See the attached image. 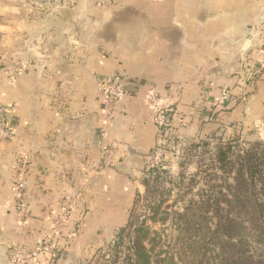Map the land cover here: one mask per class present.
<instances>
[{
  "label": "crops",
  "instance_id": "0c3cea01",
  "mask_svg": "<svg viewBox=\"0 0 264 264\" xmlns=\"http://www.w3.org/2000/svg\"><path fill=\"white\" fill-rule=\"evenodd\" d=\"M10 1L0 3L10 12L0 18V104L12 131L0 141V264H12L14 250H35L73 195L55 264H81L126 229L151 177L178 171L150 92L173 104L184 144L264 137V0ZM249 73L258 74L249 81ZM117 75L125 96L108 124L99 84ZM228 90L232 101L213 107ZM111 144V165L96 167ZM25 156L30 215L22 219L13 181Z\"/></svg>",
  "mask_w": 264,
  "mask_h": 264
},
{
  "label": "rangeland",
  "instance_id": "374dc122",
  "mask_svg": "<svg viewBox=\"0 0 264 264\" xmlns=\"http://www.w3.org/2000/svg\"><path fill=\"white\" fill-rule=\"evenodd\" d=\"M29 1L39 8L43 3L57 0ZM0 3L11 4V1L0 0ZM0 12L5 13L0 18L10 15L6 9ZM235 138L237 141L232 143L237 146V153L257 140L264 142V137L258 134L245 133L237 137L215 135L189 144H184L180 137L175 144L168 145L179 164L178 171L157 179L151 177L147 193L133 208L126 229L113 234L108 243L94 249L81 264H223L230 241L220 231L218 207L225 209V215L228 211L231 218L236 217L237 227L244 231L247 255L255 258L263 255L264 242L249 218L240 210L227 208L224 201L227 188L219 169V152L226 142ZM230 234L234 241L239 240L236 230Z\"/></svg>",
  "mask_w": 264,
  "mask_h": 264
},
{
  "label": "built area",
  "instance_id": "2783aa9c",
  "mask_svg": "<svg viewBox=\"0 0 264 264\" xmlns=\"http://www.w3.org/2000/svg\"><path fill=\"white\" fill-rule=\"evenodd\" d=\"M264 29V27H262ZM264 41V38L262 39ZM259 59L264 60L263 55ZM18 70V64L9 66L5 73L11 77ZM258 73H249L248 80H254ZM248 82V81H247ZM246 85L241 86V90ZM99 91L103 95L106 111V122L112 123L117 118V107L119 102L125 96L123 86V78L120 75L107 78L100 82ZM243 98L245 99V93ZM232 91H224L216 98L212 105L215 108H222L227 106L232 101ZM146 102L152 113L153 121L159 129V138L161 144L170 145L175 144V140L180 138V126L177 125L173 118V104L167 99L163 98L158 92H150L146 97ZM12 131L8 124L7 113L0 104V141L11 138ZM117 146L111 144L102 148L101 160L95 166L98 168H108L116 154ZM29 156L23 158V162L17 169V175L13 181L15 196L18 199L16 210L22 219L30 215V209L27 201L24 198L25 180L28 172ZM78 205V196L73 195L64 202L62 210L57 216L53 218L52 229L49 234H46L40 245L33 251L26 253L21 250H14L11 252L12 264H54L55 256L60 252L61 245L69 238L70 235V221L71 216Z\"/></svg>",
  "mask_w": 264,
  "mask_h": 264
},
{
  "label": "trees",
  "instance_id": "16d2710c",
  "mask_svg": "<svg viewBox=\"0 0 264 264\" xmlns=\"http://www.w3.org/2000/svg\"><path fill=\"white\" fill-rule=\"evenodd\" d=\"M237 136L239 135H235ZM237 139L226 142L219 152V169L224 174L227 188V192L223 194L224 201L227 208L246 214L253 229L259 232L260 241L264 242V142L257 140L246 150L237 153V146L232 143ZM224 212L225 209L217 208L220 226L224 229L220 231H223L230 241V248L224 252L223 264H264V254L256 258L247 255L243 229L237 227L239 222L236 217L231 218V213L228 214L227 211L225 215ZM233 230L237 231L238 241H234L230 234ZM61 253L60 251L55 256L54 264Z\"/></svg>",
  "mask_w": 264,
  "mask_h": 264
}]
</instances>
